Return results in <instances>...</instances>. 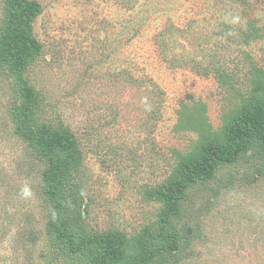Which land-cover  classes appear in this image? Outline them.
<instances>
[{"label": "rangeland", "instance_id": "1", "mask_svg": "<svg viewBox=\"0 0 264 264\" xmlns=\"http://www.w3.org/2000/svg\"><path fill=\"white\" fill-rule=\"evenodd\" d=\"M13 1L0 0V57L13 50ZM19 1L35 6L19 25L39 49L21 77L0 65V264H93L95 248L58 245L60 221L76 242L116 236L112 264L153 248L150 264H264L263 144L187 191L169 227L173 251L153 196L222 145L241 111L264 104V0ZM33 96L34 130L72 142L60 155L71 163L60 216L51 162L18 135L15 116Z\"/></svg>", "mask_w": 264, "mask_h": 264}, {"label": "trees", "instance_id": "2", "mask_svg": "<svg viewBox=\"0 0 264 264\" xmlns=\"http://www.w3.org/2000/svg\"><path fill=\"white\" fill-rule=\"evenodd\" d=\"M13 3L9 11L11 26L8 25L6 30V40L11 41L13 50H10L9 54L3 53L5 57H0V65L3 63L9 65L14 72L20 73L19 77H21L25 66L32 54L38 51L39 46L30 29L22 30L19 23L29 25L37 11L33 9L35 6L31 3L19 0H14ZM2 47H5L3 52L9 49L6 45ZM36 101V96L28 97V103L17 112L15 119L18 123V135L27 139L31 146L38 147L39 151L43 152V155L47 156L51 162V171L46 174L45 180L53 207L56 214L60 216L65 208L63 202L65 192L60 185L68 182L71 166L70 161L67 158H61L60 155L71 150L72 142L67 135L34 130L30 120V110ZM256 144L264 145V104L259 101L240 112L228 127L222 145L205 147L182 166L179 178L172 185L165 190L153 192V196L163 204L160 218V240L166 244L167 251H173L178 246L177 234L175 231L170 232L169 227L172 219L180 216L187 191L198 184L211 181L221 166L235 163ZM116 240V236H108L99 240L95 245L76 242L68 232L66 222L60 221L56 227V241L62 249L76 253L83 252L86 248H95L93 264H112L120 258ZM160 252L161 250L157 248L150 249L142 259L128 264H150Z\"/></svg>", "mask_w": 264, "mask_h": 264}, {"label": "clouds", "instance_id": "3", "mask_svg": "<svg viewBox=\"0 0 264 264\" xmlns=\"http://www.w3.org/2000/svg\"><path fill=\"white\" fill-rule=\"evenodd\" d=\"M23 194H24L25 196L30 195V190H29L27 187H25V188L23 189Z\"/></svg>", "mask_w": 264, "mask_h": 264}]
</instances>
